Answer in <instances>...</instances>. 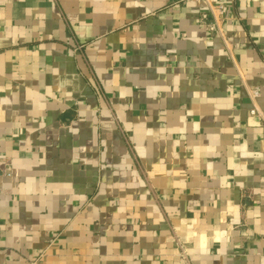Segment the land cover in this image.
<instances>
[{
	"label": "crops",
	"instance_id": "crops-1",
	"mask_svg": "<svg viewBox=\"0 0 264 264\" xmlns=\"http://www.w3.org/2000/svg\"><path fill=\"white\" fill-rule=\"evenodd\" d=\"M0 264H264V0H0Z\"/></svg>",
	"mask_w": 264,
	"mask_h": 264
},
{
	"label": "built area",
	"instance_id": "built-area-1",
	"mask_svg": "<svg viewBox=\"0 0 264 264\" xmlns=\"http://www.w3.org/2000/svg\"><path fill=\"white\" fill-rule=\"evenodd\" d=\"M210 16L213 18L214 23L211 25L212 29L218 28V25L220 24V21L223 19L224 15V6L221 4L218 5H210L209 10ZM206 17V16H205ZM254 89V88H253ZM260 95V88H255L251 94L252 99L257 98ZM251 115L258 114V111L256 108H252L250 110Z\"/></svg>",
	"mask_w": 264,
	"mask_h": 264
}]
</instances>
